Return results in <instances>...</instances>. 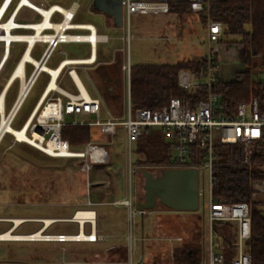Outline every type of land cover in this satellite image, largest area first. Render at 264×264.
<instances>
[{"label":"rangeland","instance_id":"obj_1","mask_svg":"<svg viewBox=\"0 0 264 264\" xmlns=\"http://www.w3.org/2000/svg\"><path fill=\"white\" fill-rule=\"evenodd\" d=\"M74 1L79 5L75 21L90 22L100 33L110 36L107 42L97 44L98 58L95 64L87 67L88 69L75 68L87 92L92 96L101 97L100 115L98 117L89 116L91 120H103L111 116L119 117L125 113L126 79L121 69L123 62L128 61L130 65L172 63L182 59H198L208 49L205 23L193 13L174 11L133 13L129 17L131 36L128 42H124L120 36L126 33L125 29L110 27L111 19L93 10L92 0H47L46 5L54 3L67 7ZM23 3L27 4L25 0ZM229 44L235 43L229 42ZM23 46L24 44L21 43L16 44L12 52L13 58L3 68L7 54L6 47L0 54V90L11 74ZM43 47V43H36L31 53L32 57L38 59ZM88 52L87 44L61 43L55 48L47 66L54 68L57 62L64 57H85ZM233 59L236 60V57ZM235 60L228 57L223 61V65L233 69L237 64ZM253 63H259V60H253ZM108 66L116 67L119 71L117 94H111L114 87L111 82H106L103 78L104 69ZM25 69V73L28 74L31 70L30 65H25ZM252 70H254L252 78L264 82V68L258 65ZM66 73L63 75L62 84L69 85ZM47 78L45 73L39 74L14 117L11 125L13 128L17 129L22 125L39 97ZM18 86L17 81L12 84L8 92L6 109L11 107ZM117 131L119 136L113 139V144H106L105 148L110 155L109 164L112 166V171H116L115 177L120 180L113 179L115 182L113 184L121 192L116 198L121 199L124 195L123 178L118 171L125 167V156L122 128L118 127ZM93 133L94 135L98 133L97 127L94 128ZM70 148L82 149L80 146L72 145ZM172 153L173 149H171ZM79 164L78 158L51 157L26 142L16 141L11 134H4L0 140V232L13 225L11 218L28 219L13 231L31 233L43 226L40 218L66 217L70 216L75 208L87 207L85 206L87 178L80 170ZM108 165L94 166L89 178L91 180L99 177L108 178L102 173ZM139 166L149 170L158 167L153 171L155 175L164 169L162 166ZM200 181L205 187L195 211H174L160 205V208H157L159 212L153 211L144 216H131L124 206L96 203L91 207L98 214V229L108 235L106 241L0 240V264H124L128 261L129 254L133 261H136L141 250L142 259L136 264H174L175 258L171 259L172 248H177L190 239L201 244L202 254L198 263L206 264L208 237L206 172L200 176ZM117 182L119 185H116ZM133 187L137 198L142 199L144 195L143 178L138 173L134 178ZM89 189L92 191L97 188L90 185ZM141 225L144 236L142 240L140 238ZM76 230V224L73 222L56 221L49 229L45 228L44 233H75ZM85 230L88 231V226ZM216 230L214 228L215 238L219 235V229L218 232ZM129 233L134 236V239L128 238ZM176 236H181L182 241H175ZM110 245H113L112 249ZM131 248L133 252H130Z\"/></svg>","mask_w":264,"mask_h":264},{"label":"built area","instance_id":"obj_2","mask_svg":"<svg viewBox=\"0 0 264 264\" xmlns=\"http://www.w3.org/2000/svg\"><path fill=\"white\" fill-rule=\"evenodd\" d=\"M5 1L0 0V10ZM27 1L29 4L23 3V0H9L0 14V54L4 51L5 47L7 49L2 68L11 61L13 58L12 52L15 50L16 44L19 43L24 44V46L13 65V69L20 59H22L24 52L28 50V53L31 55L35 44L38 42L43 43L44 47L38 59H34L42 65H47L55 48L61 43H81L88 45V55L75 58L74 60L93 57L89 63L72 61L71 63L64 64L54 79L57 87L51 88L48 91L46 89L51 80V74L43 70L41 66L38 67L33 61H24V80L29 83V86L23 96L22 102L40 73H45L48 77L39 97L22 123L23 125L28 122L25 133L35 141V143H30L29 141H26V143L51 157L78 158L80 161L79 168L87 178V200L85 202V206L87 207L75 209L70 217L54 218L52 221L73 222L76 224V232L59 233L55 238L46 236L48 237L46 241L95 242L98 239H102V236L95 232L96 212L91 207L94 205V202L89 198V186H108L109 180L108 178L91 180L89 175L94 166L109 163L110 155L105 145L113 144V139L119 136L117 129L121 127L125 167L121 168L118 172L121 175L127 173L130 184V176L136 174L138 168H140L139 165L134 164L132 161L134 144L140 135L147 134L152 128L157 127L162 128L166 137L171 138L173 141V153L171 154L173 162L168 167H194L197 170L199 198L203 195L205 187L204 183L200 181V176L206 172V189L208 192L206 264H252L250 252L247 250V242L251 236L249 205L245 202H225L213 198L211 189L215 183V178L212 175L211 162L213 157V143L215 140H219L222 143L238 142L242 144L244 162L246 164L250 163L251 154L254 149H260L264 152V109H259L257 99L254 97L250 102L237 104L230 116L219 114L218 97L212 92H208L206 98L198 101L194 107L184 105L177 97H171L165 105L159 108H133L130 102L129 89L131 65L128 61H125L121 64V69L126 79L125 113L119 117L111 116L103 120H91L89 116L95 115L98 117L100 115L101 98L93 97L89 94L87 97L82 95L71 72L76 67L88 69L87 67L95 64L98 58L97 44L99 42H107L110 36L100 33L96 26L90 22L75 21L76 12L79 8L78 3L75 1L70 3L69 6L64 7L68 9V14L64 13L60 8L52 10L48 15L49 23L43 22L46 19V13L44 12H46V8L50 10L51 5L54 3L46 5L47 0ZM174 1H187L191 13L205 15L206 43L208 47L205 53V77L202 80H197L193 78L190 71L181 69L177 74L178 85L186 90H191L199 84L209 86L212 82L218 80L215 72L220 67V62L214 56L211 45L217 42L222 35V24L218 21L211 20L208 15L209 0H121V28L125 29L126 33L120 36V38L124 42H128L130 39L129 17L131 14L166 13L169 11V4ZM31 5L33 6L31 7ZM41 9L43 10L41 11ZM42 22L44 24H40ZM55 24H58V28L53 26ZM38 25L40 27L37 28L36 26ZM9 34L10 36L7 37ZM26 35L33 36L32 40H28L25 37ZM49 36L51 39H48ZM63 59L59 60L55 67H59L64 62ZM27 64L31 67L28 74L25 73V65ZM64 71H67L72 78L76 87L75 92L67 91L59 86L60 78ZM15 81L18 82L19 86L12 105H14V102L20 95V78H15L10 85ZM45 91L46 94L43 96ZM50 95L53 96L50 97ZM49 106H53L56 112L48 110L45 113V110ZM4 108L5 111L9 110L6 109L5 105ZM19 108L12 116L10 124H12ZM44 113L45 115H43ZM41 115L42 117H40ZM66 123L96 126L106 138L102 141H90L84 144L82 149H71L67 140L60 137V128ZM12 136L14 137V135ZM54 139L61 144V148L65 149L64 151H61L60 147L54 146L51 152H48L37 145L39 143L41 146H46L47 148L51 140L53 141ZM191 145H195L202 152L203 161L194 164L189 163L192 155ZM93 149L98 150V152L96 151L95 153ZM260 168L264 169V164L260 165ZM250 199L260 202L264 211V178L253 179L251 181ZM111 204L126 207L128 214L131 216H144L152 213V209H139L136 207L130 189L126 196L119 200L111 201ZM80 210L92 212L93 217L76 218L75 215ZM27 220L25 219L22 222ZM215 222H226L231 225L233 254L227 263H225V254L214 237L212 226ZM86 226H88V231L85 230ZM81 231L86 234L84 238L79 237ZM128 238L133 239L131 233L128 234ZM174 239L175 241H182L181 236H176ZM130 252H133V248L130 249ZM174 258L175 255L172 252L171 259L173 260ZM124 264H135L131 260L130 254L128 261ZM195 264H203V262H197Z\"/></svg>","mask_w":264,"mask_h":264},{"label":"trees","instance_id":"obj_3","mask_svg":"<svg viewBox=\"0 0 264 264\" xmlns=\"http://www.w3.org/2000/svg\"><path fill=\"white\" fill-rule=\"evenodd\" d=\"M170 11L189 13L188 2H171L168 12ZM208 15L211 20L222 24V35L217 42L240 45L238 54L246 69L238 71L233 80L218 79L209 86L199 84L191 90H186L178 85V72L186 69L193 78L202 80L206 74L205 55L198 59H182L172 63L133 64L129 77L130 102L133 108H159L171 97H177L184 105L194 107L198 101L206 98L208 92H212L218 97L219 114L230 116L237 104L250 102L254 97L258 101L259 109H264V82L253 79L250 70L258 65L264 68V0H209ZM198 16L205 23V15ZM253 60H259V63H253ZM103 75L106 82H111L114 87L111 94H117L119 71L116 67L108 66ZM11 86L5 93V106ZM64 87L75 90L72 83ZM95 127L66 123L60 128V137L67 140L69 145L80 147L90 141L104 140L106 137L100 133L98 127V133L94 135ZM172 142L162 128H152L149 133L140 135L136 140L132 153L133 163L164 168L172 165ZM191 149L189 163L203 161L202 152L195 145H191ZM262 164L264 152L260 149L252 151L250 163L246 164L242 144L222 143L219 140L213 143L211 170L215 183L211 193L218 201L245 202L249 205L251 236L247 242V250L250 252L252 264H264V211L260 202L250 199L251 181L264 178V169L260 168ZM111 167L109 164L107 171L112 169ZM212 227L213 230L219 229V232L216 230L219 233L216 240L225 254L227 263L233 254L231 225L215 222ZM201 254V244L193 239L187 240L174 249V264H195Z\"/></svg>","mask_w":264,"mask_h":264},{"label":"water","instance_id":"obj_4","mask_svg":"<svg viewBox=\"0 0 264 264\" xmlns=\"http://www.w3.org/2000/svg\"><path fill=\"white\" fill-rule=\"evenodd\" d=\"M91 5L93 10L110 18L113 27L122 26L121 0H92ZM137 173L143 178L144 191V199L136 202L137 208L154 209L160 204L174 211L197 210L198 174L194 167H166L156 175L140 167ZM16 227L10 228L14 230Z\"/></svg>","mask_w":264,"mask_h":264},{"label":"bare ground","instance_id":"obj_5","mask_svg":"<svg viewBox=\"0 0 264 264\" xmlns=\"http://www.w3.org/2000/svg\"><path fill=\"white\" fill-rule=\"evenodd\" d=\"M8 1L9 0L5 1L3 7L0 10V14L2 13L5 6L7 5ZM25 2L29 4V2L27 0H25ZM32 6L33 5H31V7ZM51 6L52 7L50 8V10H48L46 8V12H44V13H46V19L43 21L44 23L45 22L49 23L48 22V15L54 9L60 8L62 11H64V13H66V14L69 13L68 9L61 7L58 4H52ZM38 8H39V6H38ZM42 10L43 9H41V11ZM43 22L40 24H44ZM53 26L58 28V24H55ZM36 27L38 28V27H40V25H38ZM9 36H10V34L7 35V37H9ZM25 37L30 41L33 38V36H31V35H26ZM48 39H51V37L49 36ZM81 59L82 60L63 59L64 62H62V64L59 67L50 68V67H47L46 65H42L41 63L39 64L28 53V50L26 52H24L22 59H20V61L16 64V66L14 67V69L11 72L10 77L8 78L7 82L5 83V85L2 87V89L0 91V137H1L2 133L5 132V133H10V134L14 135L15 139L20 141V142L29 141L30 143H35V141L32 140L30 137H28L27 134L25 133L28 122L26 124L24 123L20 128H17V129L13 128L10 124V119L12 118V116L14 115V113L16 112L18 107H20L19 105L21 104L23 96L25 95L27 88L29 86V83H27L26 80H24V61L25 60L33 61L38 67L41 66L43 70H46L51 74V80H50L48 87L46 89V91H48L51 88L57 87L54 79L64 64L71 63L72 61L89 63L90 61H92L93 57L92 58L87 57V58H81ZM72 75H73L78 87L80 88L82 95L87 97L88 96L87 92L85 91V88L82 85V83H80V80L78 79L76 73L72 71ZM17 77H19L21 80V85L19 88L20 95H19L18 99L14 102V105H12L8 111H5V108H4L5 93L8 89V87L10 86V83ZM46 91L44 92L43 96L46 94ZM48 110L56 112V109L53 108V106H49L45 110V113H47ZM45 113L43 115H45ZM40 117H42V115ZM34 136L37 137L36 134H34ZM0 140H1V138H0ZM37 145H38V147L43 148L44 151H48V152H51V149L54 146H57L60 148L62 147L61 144L56 139H54L53 141L51 140V143L48 145L47 148H46V146H41L39 143H37ZM64 150H65L64 148H61V151H64ZM93 150H95V149H93ZM96 151L98 152V150H95L94 152L96 153ZM72 155H76V154H72ZM75 217L78 219L85 218V217H93V213L89 212V211L80 210L76 213ZM53 220H54V218H50V217L49 218L48 217L40 218V221H42V223L44 224L45 227H46V225H48ZM11 221L13 222L12 226L14 227V226H18L23 221V219L22 218H11ZM43 230L39 229V230H36L34 232H31V233H16L12 230V228H8L7 230L0 232V240H46V238H48L46 236H51V238H55V236H53V235H48V234L44 233ZM85 235L86 234L83 231H81L79 233L80 238H84ZM51 238H49V239H51Z\"/></svg>","mask_w":264,"mask_h":264},{"label":"crops","instance_id":"obj_6","mask_svg":"<svg viewBox=\"0 0 264 264\" xmlns=\"http://www.w3.org/2000/svg\"><path fill=\"white\" fill-rule=\"evenodd\" d=\"M107 26H109V25H107ZM110 27H113V25H111ZM121 28V27H120ZM105 34V33H104ZM239 47H240V45L239 44H229V43H224V42H215V43H213L212 45H211V50H212V52H213V54H214V56L219 60V62H220V67L217 69V71L215 72V74H216V77L219 79V80H222V81H230V80H233L234 78H235V75H236V73L238 72V71H243V70H245L246 69V65L244 64V62L240 59V57H239V54H238V50H239ZM206 53V52H205ZM205 53L203 54V55H205ZM229 57V59H231V60H235V59H233L234 57H236V62H237V64L233 67V69L232 68H229L228 66H225V65H223V61H225L227 58ZM63 59V58H62ZM64 59H75V58H65L64 57ZM61 60V59H60ZM47 66V65H46ZM47 67H49V66H47ZM51 68V67H50ZM55 68V67H54ZM233 70V74H232V70ZM231 70V71H230ZM250 70H251V77H252V74L254 73L253 71L254 70H252L251 68H250ZM76 70H74L73 72H75ZM65 72H67V71H64V72H62V75H61V78H60V83H59V86L60 87H62L63 89H65V90H67V91H71V92H75L76 91V87H75V84L73 83V81H72V78L70 77V75L68 74V73H66L67 75H66V77H67V79H68V81H69V83L71 84H73L74 85V87H75V90L74 89H72V88H66V87H64V84H62V81H63V75H64V73ZM76 73V72H75ZM71 74H72V72H71ZM11 75V74H10ZM10 75H9V77H10ZM77 75V74H76ZM8 77V78H9ZM78 77V76H77ZM8 78H7V80H8ZM79 79V78H78ZM7 80H6V82H7ZM75 80V79H74ZM80 80V79H79ZM5 82V83H6ZM76 82V81H75ZM5 83H4V85H5ZM80 83H82L81 81H80ZM77 84V83H76ZM3 85V86H4ZM83 85V84H82ZM84 86V85H83ZM85 88V87H84ZM2 89V88H1ZM80 89V88H79ZM1 91V90H0ZM85 91L87 92V90L85 89ZM89 93L87 92V95H88ZM90 95V94H89ZM92 96V95H91ZM93 97H99V96H97V95H95V96H93ZM99 98H101V97H99ZM13 99H15V96H14V98ZM13 101L14 100H12V102L11 103H13ZM5 105V104H4ZM6 107V106H5ZM14 120V119H13ZM108 164V163H107ZM107 164H103V165H107ZM102 166V165H101ZM109 166V165H108ZM114 167V166H113ZM108 168V167H107ZM107 168H104L103 169V171H102V173H103V175L104 176H106V177H108V180H109V185L108 186H100V185H93V187L94 188H97V189H93L92 191L89 189V198H90V200L91 201H93L94 202V204H104V203H108V204H111V201H113V200H115V199H119V198H116V196L118 195V194H120L121 192H119V190H117L116 189V186L113 184V183H115L114 181H113V179L115 180V173H116V171H112V169H110L109 171H107ZM156 169V168H155ZM155 169H153V170H151L152 172L155 170ZM138 174H140V173H138ZM135 176H136V174H134ZM134 175H131L130 176V184H129V176L127 175V173L126 174H124V175H122V178H123V193H124V195H123V197L124 196H126L127 194H128V192H129V189L131 190V193H132V199H133V201H134V203H135V205H136V202L138 201V200H143L144 199V195H143V198L142 199H138L137 198V196H136V193H135V189H134V187H133V182H134V178H135V176ZM99 179H105V178H96V179H93V180H99ZM117 179V181H120L118 178H116ZM116 185H119V183L117 182V184ZM122 197V198H123ZM105 199H107V200H105ZM198 202H199V199H198ZM111 205H113V204H111ZM116 206V205H115ZM157 206V207H156ZM155 207H154V209H152V212L153 211H156V212H159V208H160V204H158V205H156ZM93 208V207H92ZM158 208V209H157ZM75 209H78V208H75ZM74 209V210H75ZM94 209V208H93ZM95 210V209H94ZM74 212V211H73ZM73 212H72V214H73ZM95 212H96V224H95V232L96 233H98L99 235H101L102 236V239H98L97 241H106L107 239H108V235H106L105 233H102L99 229H98V227H97V217H98V214H97V211L95 210ZM190 212V211H189ZM71 214V215H72ZM70 215V216H71ZM70 216H66V217H70ZM56 222V221H55ZM22 223V222H21ZM20 223V224H21ZM52 223H54V222H52ZM51 222L48 224V225H46V227L44 226V224H43V226L41 227V228H39V229H45L46 228V230L47 229H49V227L51 226V224H52ZM38 229V230H39ZM44 231V230H43ZM142 225H141V236H140V238H141V240L144 238V236H143V233H142ZM59 233H61V232H58V233H46V234H48V235H53V236H56L57 234H59ZM132 235V234H131ZM132 237H133V239H134V236L132 235ZM97 241H95V242H97ZM54 242V241H53ZM55 242H58V241H55ZM72 242H74V241H72ZM81 242H88V241H81ZM110 247V249H112L113 248V245H110L109 246ZM141 247H142V244H141ZM174 248L175 247H173L172 248V252L174 253ZM110 253L112 252V250H108ZM112 253H114V252H112ZM142 259V250H141V254H140V256H139V258L136 260V261H133V259H132V256H131V260L133 261V263H138L140 260Z\"/></svg>","mask_w":264,"mask_h":264},{"label":"flooded vegetation","instance_id":"obj_7","mask_svg":"<svg viewBox=\"0 0 264 264\" xmlns=\"http://www.w3.org/2000/svg\"><path fill=\"white\" fill-rule=\"evenodd\" d=\"M110 19V18H109ZM104 78V77H103ZM110 95V94H109ZM106 96V95H105Z\"/></svg>","mask_w":264,"mask_h":264}]
</instances>
